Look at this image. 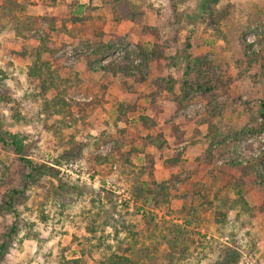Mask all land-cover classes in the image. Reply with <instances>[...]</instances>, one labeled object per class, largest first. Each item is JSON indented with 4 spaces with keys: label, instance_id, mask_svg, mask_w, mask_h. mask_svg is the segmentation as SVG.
Masks as SVG:
<instances>
[{
    "label": "rangeland",
    "instance_id": "obj_1",
    "mask_svg": "<svg viewBox=\"0 0 264 264\" xmlns=\"http://www.w3.org/2000/svg\"><path fill=\"white\" fill-rule=\"evenodd\" d=\"M122 2L120 12L115 0H0V124L23 139L24 157L57 170L25 185L26 165L0 143V192L9 183L23 189L10 212L0 214V241L16 225L0 264H104L111 253L144 264H264V211L257 208L264 196L208 179L211 165L201 163L207 125L196 124L208 108L219 126L234 131L260 122L264 0ZM77 3L92 15L80 30L67 22ZM112 32L127 37L129 47L161 51L148 62L145 81L86 64L83 53ZM39 37L53 53L42 47L38 53ZM196 57L214 67L217 91L184 107L161 99L163 113H156L147 97L151 81L169 77L179 86ZM143 114L157 116L153 130L142 128ZM175 125L186 139L179 145ZM156 132L166 146L148 144L146 136ZM176 154L181 162L168 165ZM228 158L264 166V131L231 142L216 165ZM201 180L205 201L197 193ZM143 181H169L178 192L160 206L137 201L134 190ZM239 196L247 207L234 202Z\"/></svg>",
    "mask_w": 264,
    "mask_h": 264
},
{
    "label": "trees",
    "instance_id": "obj_2",
    "mask_svg": "<svg viewBox=\"0 0 264 264\" xmlns=\"http://www.w3.org/2000/svg\"><path fill=\"white\" fill-rule=\"evenodd\" d=\"M115 2L117 8H119L120 12H122V0H115ZM72 7L73 10L67 18V22L72 23V26L80 30L88 24L90 19H92L90 9H86L84 4L79 3ZM121 17L134 20L133 14L126 15L125 13H121ZM101 34L102 33H99V35ZM107 38L108 39L105 42L98 40L97 44L93 46L89 53H83L86 58V64L91 66V68H97L104 74H112L114 76L121 75L122 77L133 78L138 82L145 81L149 74L148 62L150 60L159 59L161 57V51L155 49L154 47L149 48L142 43L136 44V47L133 48L129 47L130 42L127 37L118 33H108ZM39 41L40 43L37 47L38 53L39 47H42L49 53H53L54 46L50 41L45 43V39L43 37H39ZM116 50H120L116 57L109 60L103 59L105 56L110 55ZM252 56L256 58L255 53H253ZM92 57L95 58L93 66L91 63ZM213 68L214 67L210 61H207L206 59L201 60L196 57L185 66V78L182 79L179 86L176 85L174 80L169 79V77H158L152 80L151 84L154 89L147 95L150 108L156 111V113H163V108L158 105L156 101L167 99L173 101L177 107H184L189 104V102L195 98L194 96L196 95H214L218 89V82L214 81L215 77L213 74L215 76H217V74L215 73L216 71L214 72ZM201 69L203 70L202 72ZM205 72L212 74L211 76L213 79L212 77L207 78V74ZM192 75H194V78H192ZM215 102L216 101H214V103ZM203 116L196 121V124L199 125L205 123L207 125V133L202 136L203 140L207 144V149L201 157V163L203 161L205 166L211 165V168L207 170L208 179L214 184L224 181L226 186L231 185L237 190V192L241 191L242 188L249 187L247 188L248 190L253 191V193L258 194L259 196H264V166L261 160L253 158L251 160L228 158L222 159V161L216 165V161L218 160L217 157H221L224 148L231 142H240L245 138L260 134L264 131V101L260 102V108L258 110L260 122L249 127H243L238 131H234L232 128L225 125L219 126L220 124L215 121L216 113L214 110L211 111V109L208 108ZM156 117L157 116H149L146 114L139 115V123L142 128L151 131L158 123ZM177 129L178 126L175 125L173 128V135L175 136V142L179 145L186 141V139H184L182 132ZM195 130L196 132L194 131V133L196 134L198 129ZM146 139L148 140V144L156 146L157 148H162L167 145V141L164 139L161 132H156L155 134L150 133L146 136ZM190 142H192L191 144L197 143V141ZM0 143L3 147H11L14 153L19 155L21 161L26 165L28 172L24 175L25 185L29 182H33L36 178L43 174L51 173L55 176V173H52V171L56 170L54 169L55 167L46 165L45 163H35L31 159L24 157L23 154L25 152V144L23 143V139L18 134L4 131L1 124ZM180 162L181 156L178 154L166 160L168 165ZM150 168L153 169V165L150 166ZM152 169L149 170V175H152ZM10 185L11 184L9 183L8 187H5L3 193L0 192V214L10 212L14 206L16 196L23 190ZM197 185L199 187L197 193L200 196L202 195V199L205 201L206 195L208 194L205 191L202 192V188L206 186L205 180H201ZM177 192L178 187L169 181H163L161 183L143 181L141 185L135 188L134 197L137 201L143 200L144 203L152 201L153 205L160 206L162 204H168L169 201L176 196ZM234 202L240 203L244 207L246 205L240 196L238 199L236 198ZM257 208L260 211H264V201L258 204ZM15 231L16 225L12 224L10 225V230L3 234V237L1 238L0 262L3 260L10 248L9 238ZM177 244L178 242L175 239L169 241L171 249H174ZM104 259L107 261L104 264H144L143 261H139L136 257L118 253H111L105 256ZM212 264H230V261H215Z\"/></svg>",
    "mask_w": 264,
    "mask_h": 264
},
{
    "label": "crops",
    "instance_id": "obj_3",
    "mask_svg": "<svg viewBox=\"0 0 264 264\" xmlns=\"http://www.w3.org/2000/svg\"><path fill=\"white\" fill-rule=\"evenodd\" d=\"M169 101V100H168Z\"/></svg>",
    "mask_w": 264,
    "mask_h": 264
}]
</instances>
